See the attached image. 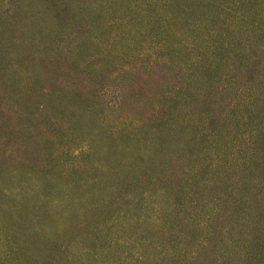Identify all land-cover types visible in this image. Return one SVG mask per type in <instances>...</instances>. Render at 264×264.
Returning <instances> with one entry per match:
<instances>
[{"label": "rangeland", "instance_id": "rangeland-1", "mask_svg": "<svg viewBox=\"0 0 264 264\" xmlns=\"http://www.w3.org/2000/svg\"><path fill=\"white\" fill-rule=\"evenodd\" d=\"M0 264H264V0H0Z\"/></svg>", "mask_w": 264, "mask_h": 264}, {"label": "trees", "instance_id": "trees-1", "mask_svg": "<svg viewBox=\"0 0 264 264\" xmlns=\"http://www.w3.org/2000/svg\"><path fill=\"white\" fill-rule=\"evenodd\" d=\"M154 153H155V151H154ZM157 154H160V155H158V156H156L154 159H152V161H154L155 162V159H157V157H159V158H161L162 156H163V149H159V151L157 152ZM154 155V154H153ZM142 163V162H141ZM140 162H138V163H135L134 164V166H135V168H136V170H133L134 171V177L137 179V181H143V180H141L140 179V177H139V175L137 174V172H140V170H139V166H140V164H141ZM157 181V183H158V181L159 180H156ZM146 182V180H144L143 181V184ZM156 248H158L157 246H155Z\"/></svg>", "mask_w": 264, "mask_h": 264}]
</instances>
